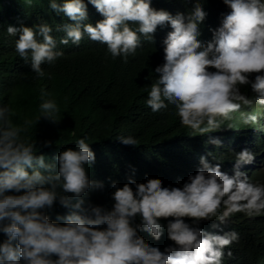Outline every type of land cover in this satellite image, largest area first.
Masks as SVG:
<instances>
[{
  "label": "trees",
  "instance_id": "obj_1",
  "mask_svg": "<svg viewBox=\"0 0 264 264\" xmlns=\"http://www.w3.org/2000/svg\"><path fill=\"white\" fill-rule=\"evenodd\" d=\"M142 1L150 26L119 47L0 58V264H264V222L222 214L264 201L249 2ZM35 3L0 0V32Z\"/></svg>",
  "mask_w": 264,
  "mask_h": 264
},
{
  "label": "clouds",
  "instance_id": "obj_2",
  "mask_svg": "<svg viewBox=\"0 0 264 264\" xmlns=\"http://www.w3.org/2000/svg\"><path fill=\"white\" fill-rule=\"evenodd\" d=\"M36 1L42 3L32 5L35 25L20 26L8 34L0 32V58L13 62L19 57L35 71L40 70L44 63L58 69L66 68L84 50L119 47L120 43L129 41L127 35L130 30L136 33L139 24L150 26L151 23L149 19L140 18L145 11L142 0H80L77 5L72 0ZM147 1L148 5H152L151 0ZM135 4L140 8L131 6ZM126 10H132V14L124 13ZM161 10L151 11L150 15L158 14V18ZM20 73L23 75L25 70L21 69ZM31 78L32 82H40L37 75ZM231 189L226 183L223 192ZM236 200H242V203H238L233 210L224 207V218L227 214L240 211L244 218H249L250 225L264 222V201L247 202L241 196Z\"/></svg>",
  "mask_w": 264,
  "mask_h": 264
},
{
  "label": "rangeland",
  "instance_id": "obj_3",
  "mask_svg": "<svg viewBox=\"0 0 264 264\" xmlns=\"http://www.w3.org/2000/svg\"><path fill=\"white\" fill-rule=\"evenodd\" d=\"M251 10L252 20L256 30V56H261L264 52V0H247ZM262 74L264 71L260 68ZM264 80V78H263Z\"/></svg>",
  "mask_w": 264,
  "mask_h": 264
},
{
  "label": "bare ground",
  "instance_id": "obj_4",
  "mask_svg": "<svg viewBox=\"0 0 264 264\" xmlns=\"http://www.w3.org/2000/svg\"><path fill=\"white\" fill-rule=\"evenodd\" d=\"M132 179V178H131Z\"/></svg>",
  "mask_w": 264,
  "mask_h": 264
}]
</instances>
